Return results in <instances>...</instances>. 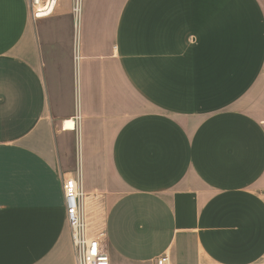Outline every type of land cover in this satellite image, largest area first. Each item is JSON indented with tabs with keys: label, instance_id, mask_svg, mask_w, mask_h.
<instances>
[{
	"label": "crops",
	"instance_id": "1",
	"mask_svg": "<svg viewBox=\"0 0 264 264\" xmlns=\"http://www.w3.org/2000/svg\"><path fill=\"white\" fill-rule=\"evenodd\" d=\"M57 2L0 0V264H76L77 162L110 264H264V0Z\"/></svg>",
	"mask_w": 264,
	"mask_h": 264
},
{
	"label": "built area",
	"instance_id": "2",
	"mask_svg": "<svg viewBox=\"0 0 264 264\" xmlns=\"http://www.w3.org/2000/svg\"><path fill=\"white\" fill-rule=\"evenodd\" d=\"M71 14L74 20L75 33L80 26L82 0H71ZM30 17L34 20L46 18L53 13L57 0H28ZM62 192L64 197V213L66 223L70 229V240L73 246L76 264H110L107 254L100 242L105 235L102 224L90 222L86 213V193L83 188L81 164L73 174L62 178ZM156 264H169L166 256L156 258Z\"/></svg>",
	"mask_w": 264,
	"mask_h": 264
},
{
	"label": "rangeland",
	"instance_id": "3",
	"mask_svg": "<svg viewBox=\"0 0 264 264\" xmlns=\"http://www.w3.org/2000/svg\"><path fill=\"white\" fill-rule=\"evenodd\" d=\"M78 136L75 135L74 136V158H75V162L77 161V159L79 158V150L76 146H78ZM87 196V194H86ZM103 199H97V200H93L90 195L89 197H86V207H88V210H90V213L92 214V219L94 224H102L103 222V217L105 215V204L104 201H102Z\"/></svg>",
	"mask_w": 264,
	"mask_h": 264
},
{
	"label": "bare ground",
	"instance_id": "4",
	"mask_svg": "<svg viewBox=\"0 0 264 264\" xmlns=\"http://www.w3.org/2000/svg\"><path fill=\"white\" fill-rule=\"evenodd\" d=\"M64 128H69V129H75V122L73 119H67L64 123H63Z\"/></svg>",
	"mask_w": 264,
	"mask_h": 264
}]
</instances>
